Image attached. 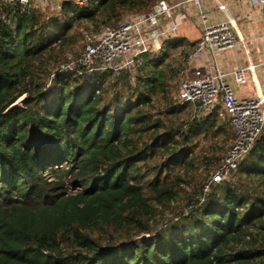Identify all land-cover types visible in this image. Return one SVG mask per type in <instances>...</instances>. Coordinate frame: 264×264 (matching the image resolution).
<instances>
[{
  "label": "trees",
  "instance_id": "trees-1",
  "mask_svg": "<svg viewBox=\"0 0 264 264\" xmlns=\"http://www.w3.org/2000/svg\"><path fill=\"white\" fill-rule=\"evenodd\" d=\"M172 1L56 0L46 14L0 0V264H264V128L238 180L204 192L213 148L236 135L218 105L180 103L186 42L60 70L78 30L84 47ZM179 199L192 209L159 227Z\"/></svg>",
  "mask_w": 264,
  "mask_h": 264
},
{
  "label": "built area",
  "instance_id": "built-area-1",
  "mask_svg": "<svg viewBox=\"0 0 264 264\" xmlns=\"http://www.w3.org/2000/svg\"><path fill=\"white\" fill-rule=\"evenodd\" d=\"M23 5H28L31 0H17ZM73 2L78 6H85L89 0H61ZM264 6V0H254ZM191 3L197 8V17L200 21V38L195 47L186 56V63L190 64L198 60L204 54H210L213 58L219 53L234 48L238 43V34L230 19L210 23L206 12L202 9L201 0H178L173 6L165 2H159L153 11L147 16H139L135 20L126 21L119 26L104 30L93 36L86 35L85 44L73 61L60 65V70L72 69L76 66L84 71L91 70L94 62H100L104 66L124 60V65L130 61L127 57L146 53L152 47V41L159 42L160 38H166L177 31L174 22L165 28H159L151 33L142 31L147 24L154 25L162 16H170V11L176 7H182ZM55 4V3H54ZM242 44V42H241ZM156 49H159V45ZM137 50V51H136ZM135 56V57H136ZM250 68H241L229 74L219 72H206L202 68L194 67L190 76L179 84V100L181 104L189 103L194 107H212L219 98L222 109L229 118L231 127L236 135L233 145L223 158L220 166L212 173L209 183L203 191L207 192L209 185L221 184L237 172L240 160L250 150L256 139L262 134L264 128V97L241 100L237 97L226 81L230 76L233 81L241 86L247 82V72ZM192 209L189 206L184 210V215Z\"/></svg>",
  "mask_w": 264,
  "mask_h": 264
},
{
  "label": "crops",
  "instance_id": "crops-1",
  "mask_svg": "<svg viewBox=\"0 0 264 264\" xmlns=\"http://www.w3.org/2000/svg\"><path fill=\"white\" fill-rule=\"evenodd\" d=\"M177 1L166 4L173 6ZM201 4L210 23L230 19L239 39L234 48L219 52L214 58L210 54H204L195 62L187 64L185 75L190 76L194 67L202 68L206 72L217 69L224 74L249 67L247 82L244 85H237L230 76H226V81L241 100L264 97V6L254 0H201ZM178 19L181 21L178 31L165 39H160L165 41L182 39L190 52L200 38L201 29L197 8L191 3L172 9L170 16L165 20L161 19V22L158 20L152 28H149V32L154 33L160 27L165 28ZM160 39L159 42L152 41L149 51L159 50L156 48L158 45L160 48ZM218 106L220 107L221 104Z\"/></svg>",
  "mask_w": 264,
  "mask_h": 264
},
{
  "label": "rangeland",
  "instance_id": "rangeland-1",
  "mask_svg": "<svg viewBox=\"0 0 264 264\" xmlns=\"http://www.w3.org/2000/svg\"><path fill=\"white\" fill-rule=\"evenodd\" d=\"M34 4V6H36L37 8L41 9L42 12L44 13H50L52 10H53V4L56 2V0H31ZM174 1V0H173ZM137 17V15L135 14H128L126 17H125V20L123 22H126V21H131V20H135ZM167 17L165 16H162L160 17L158 20L160 21L161 19L162 20H165ZM176 21V20H175ZM122 22V23H123ZM161 22V21H160ZM164 22V21H163ZM181 21H179V19L175 22L176 26H177V31H178V27L181 25L180 24ZM166 23V22H165ZM165 25V24H163ZM153 26L149 23L147 25H145L144 27H142V31H147L149 32V28H152ZM78 36L76 38V43L74 45L71 46V50L69 52L68 48L66 49L67 53L69 54V58L68 60L69 61H73L77 58V56L80 54L82 48H83V40L81 38V36L79 35V32H81V30H78ZM72 51H76V55H71V52ZM137 51V50H136ZM151 52V51H150ZM135 53L136 52H133L131 53L128 57H127V60L130 61V64L133 63L134 60H136L135 58ZM67 61V62H69ZM67 62H62L61 64L63 63H67ZM135 63L137 61H134ZM131 66V65H130ZM133 70V68H131ZM186 75L180 80V82L184 79H186ZM49 82L47 83V86H48ZM178 84H179V79L177 80V82L175 83H171V88L173 90V93L172 95L173 96H176L177 94V90H178ZM220 102H219V98L216 99V103L215 105H219ZM221 107V106H220ZM222 108V107H221ZM223 138H221L217 144L214 143V145L216 144V146L213 148V155L215 157H220L221 161L223 160V158L225 157V155L227 154L228 150L230 149L231 145H232V142L227 144V143H223L221 140ZM215 142V141H214ZM205 145H204V141L202 140L201 142V147L203 148ZM208 147V145H207ZM207 147H204L203 148V154L202 153H199L198 155L201 157L199 159V161H204L203 159L207 156V153H208V150L209 148ZM220 161V163H221ZM219 163V164H220ZM198 165H200V169L201 170H204L205 169V163H199ZM219 166V165H218ZM217 166V168H218ZM216 168V169H217ZM239 178V175L237 174V172L235 174H233L228 181L226 182H234V181H237ZM183 204H184V199H179V200H176V201H173L169 204H167L165 207L162 208V218H160L161 221H163V223L159 226V227H162L164 228L165 227V224L167 223V219L169 218H172L173 221H176L177 220V216L176 214L177 213H181L182 210H183ZM183 213H184V210H183Z\"/></svg>",
  "mask_w": 264,
  "mask_h": 264
},
{
  "label": "water",
  "instance_id": "water-1",
  "mask_svg": "<svg viewBox=\"0 0 264 264\" xmlns=\"http://www.w3.org/2000/svg\"><path fill=\"white\" fill-rule=\"evenodd\" d=\"M118 59L121 60V57L118 58ZM26 99H27L26 94H22L12 104H10L8 106V108L6 109V111L7 110H10V109H13V108H16V107H22V105L26 101ZM142 237H144V236H142Z\"/></svg>",
  "mask_w": 264,
  "mask_h": 264
}]
</instances>
